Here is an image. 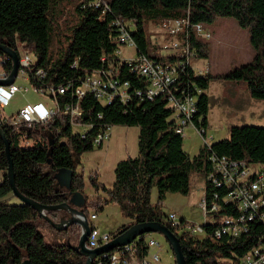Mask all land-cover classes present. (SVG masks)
<instances>
[{
  "label": "trees",
  "instance_id": "trees-1",
  "mask_svg": "<svg viewBox=\"0 0 264 264\" xmlns=\"http://www.w3.org/2000/svg\"><path fill=\"white\" fill-rule=\"evenodd\" d=\"M104 1L111 9L105 17H102V9L88 6L86 0L80 2L77 7L79 23L72 30L69 44L55 59L48 53L49 31L61 0H0V44L17 51L18 42H26L38 58L32 71H45L48 83L63 87L78 85L87 75L103 67L101 59L104 56L108 59L106 65H111L124 82L131 83L132 98L126 104L116 100L105 106L88 95L82 101L80 117L59 113L42 124L0 125L10 143L19 192L45 206L71 203L74 195H82L88 219L89 210L99 211L115 204L129 223L110 233L112 238L137 224L162 223L179 238L186 264H237L257 246L264 225L253 223L247 234L216 244L210 237L197 239L188 234L178 235L165 220L162 207L168 194L188 196L191 193L193 175L205 179L208 199L220 192L207 180L213 169L211 155L264 166V127H231L228 138L201 146L191 157L184 149L183 136L175 130L173 110L168 107L165 97L143 101L134 95L137 89L144 91L146 85L131 75L125 63L114 56L117 32L111 24L115 19L134 22L136 30L132 35L140 53H148L147 34L151 22L183 18L188 14L193 22L202 24L232 18L249 31L250 43L256 53L252 62L217 76L210 73L199 76L192 68L180 75L177 87L189 86L192 94L195 88L202 91L195 123L198 129L207 132L211 99L205 92L212 81H244L251 98L264 101V0ZM192 47L198 59L209 57L208 42L193 39ZM0 64L5 72L11 73L13 62L1 51ZM59 101L63 105L74 99L67 95ZM73 124L91 126V129L83 138L80 132L74 131ZM116 125L140 127L139 156H128L117 165L115 183L110 188L100 181L98 173L90 174L88 181L99 194L90 198L85 191L84 173L79 172L83 157L96 146H102L96 144V139L106 127ZM8 168L5 145L0 138V171L6 173L0 183V200L13 193L7 178ZM64 170L71 174L69 186L56 183L55 174ZM155 188L158 191L156 202L152 198ZM223 213L235 214V211L225 207ZM45 215L55 224L70 218L66 211H47ZM39 227L50 229L52 244L46 242ZM214 228L210 224L206 226L208 233ZM80 234L78 225L56 230L39 212L22 202L19 205L0 203V264H23L27 260L31 264H86L87 258L73 249L77 245H73L72 240L76 239L78 244Z\"/></svg>",
  "mask_w": 264,
  "mask_h": 264
},
{
  "label": "built area",
  "instance_id": "built-area-1",
  "mask_svg": "<svg viewBox=\"0 0 264 264\" xmlns=\"http://www.w3.org/2000/svg\"><path fill=\"white\" fill-rule=\"evenodd\" d=\"M88 6L102 9V17L111 12L110 6L104 0H86ZM117 32V48L114 56L128 67L130 73L146 84L145 90L137 89L134 95L142 100H154L163 96L167 105L173 110V121L178 134L185 136L190 128L203 136L207 132L196 127L195 118L199 111V95L201 90L195 88L191 93L189 86L177 87L181 74L192 68L196 75L204 76L202 70H196L192 63L197 58V52L192 47V40L207 41L211 33L206 31L205 24L195 23L190 14L183 18H170L159 21L156 27L163 32L162 38L156 37L150 42L148 53H140L133 32L136 30L134 22L115 19L111 24ZM20 70L17 79H22L32 85L36 93L50 101L37 104H27L17 114L7 117L4 111L8 108L17 94L30 91L29 87L17 86L16 81L11 86H0V125L15 126L22 123L42 124L53 119L59 113L74 117L83 114L82 101L91 95L102 105H111L116 100L126 104L131 98V83L119 78L111 65L107 64V57L101 61L103 67L87 75L80 84H70L66 87L55 86L47 81V73L34 70L37 55L30 51L26 42H18ZM131 48L134 54L125 57L123 49ZM32 53L36 55L34 59ZM9 74L3 69L0 79H7ZM174 91H178L175 94ZM70 95L74 102L63 105L59 98ZM84 138L91 126H80ZM112 127L108 126L96 139L101 145L111 134ZM76 132V131H75ZM205 139V138H204ZM204 142L203 145H209ZM212 172L207 177L213 188L220 192L211 198L204 197L200 202L204 223L195 224L180 219L176 213H169L165 220L177 231L178 235L188 234L194 238L210 237L213 243L220 244L224 239L237 238L250 232L253 223L264 225V166L250 164L246 161L235 160L226 156L211 155ZM232 208L235 214L223 213L224 209ZM98 214H90V222H96ZM215 226L208 233L206 226ZM149 234L138 237L129 245L96 257L93 264H159L161 256L152 250L160 249V244L150 238ZM113 240L110 233L103 232L97 226H91V232L86 242L88 249L103 247ZM236 263V261L234 262ZM237 264H264V233L257 246L247 255L238 260Z\"/></svg>",
  "mask_w": 264,
  "mask_h": 264
},
{
  "label": "rangeland",
  "instance_id": "rangeland-1",
  "mask_svg": "<svg viewBox=\"0 0 264 264\" xmlns=\"http://www.w3.org/2000/svg\"><path fill=\"white\" fill-rule=\"evenodd\" d=\"M83 0H61L56 6L55 18L51 20L49 31V57L59 58L63 48L70 42L73 28L79 23L77 7ZM158 22H151L148 27V39L150 42L156 37L163 36V32L156 27ZM206 31L211 33V39L207 40L210 48V55L205 59L193 60V67L196 70L210 73L212 76L227 74L243 65L252 62L256 53L250 43V35L247 29L241 28L237 21L232 18H219L212 24H205ZM125 57H131L134 50L123 49ZM35 59L36 55L32 53ZM2 70L0 64V71ZM17 86L30 88L28 93L21 92L12 100L10 106L5 109L4 115L10 117L18 113L27 104L47 103L48 100L36 93L32 85L22 79L16 80ZM211 99V109L208 115L209 129L206 139L196 133L194 129L188 128L184 136V149L191 156L198 153L204 142H218L230 135L231 127L256 126L264 127V101L251 98L248 86L244 81L214 80L206 92ZM84 130V129H83ZM81 127H74V131L82 132ZM139 126H113L110 141L103 146H96L92 151L87 152L82 161V168L79 172L84 173L86 180V194L94 195L93 187L88 177L93 172L98 173L100 181L107 187L115 183V170L117 165L128 156L136 158L139 156ZM70 172L64 170L55 174L56 183L65 186L62 175ZM4 172L0 171V183L5 178ZM192 190L188 196L180 194H168L163 204L162 211L165 215L171 212L177 214L180 219L187 222L204 223L203 212L200 202L205 197V180L198 175H193ZM157 188L153 189V201H157ZM93 198V197H90ZM77 199V197H76ZM75 199V200H76ZM2 204L19 205L21 201L13 193L8 194L0 200ZM90 214L97 213L98 220L90 222L91 226H98L104 232H115L125 225L124 219L115 204L104 206L103 210H89ZM45 235L48 244L53 243L52 234L49 228L39 227ZM154 238L160 249L152 250L161 257L159 264H176L175 255L166 238L160 233H149ZM73 245L76 239L72 240Z\"/></svg>",
  "mask_w": 264,
  "mask_h": 264
},
{
  "label": "water",
  "instance_id": "water-1",
  "mask_svg": "<svg viewBox=\"0 0 264 264\" xmlns=\"http://www.w3.org/2000/svg\"><path fill=\"white\" fill-rule=\"evenodd\" d=\"M0 51L7 55L9 59H11L13 62V69L11 73L9 74L7 79H0V86H11L15 83L20 70L19 56L15 50L3 44H0ZM0 138L2 139L5 145V153L9 162L7 178L9 180V184L11 186L14 196L19 198L20 201L25 205L31 206L34 210L39 212L40 215L58 231L67 229L71 225L80 226L81 234L79 237L78 245L72 247L76 252L80 253L81 255L87 258L86 264H93V261L96 257L104 253L111 252L120 247L129 245L134 242L138 237L149 233L162 234L166 238L170 247L172 248L176 259V264H186L185 255L179 238L165 224L162 223H144L134 225L125 232L121 233L119 236L113 238V240L107 245L93 250L88 249L86 246V242L91 232V225L88 221V217L85 213V210L81 209L83 208L82 195H74L71 203H64L56 206H45L22 195L19 192L15 182L13 161L11 159L10 154V143L1 128ZM70 178L71 174L65 173L62 175V179L66 186H69ZM47 211H66L69 213L70 218L68 220H62L58 224H55L50 220L47 215H45V212ZM23 264H31V262L27 260Z\"/></svg>",
  "mask_w": 264,
  "mask_h": 264
},
{
  "label": "crops",
  "instance_id": "crops-1",
  "mask_svg": "<svg viewBox=\"0 0 264 264\" xmlns=\"http://www.w3.org/2000/svg\"><path fill=\"white\" fill-rule=\"evenodd\" d=\"M207 92V91H206ZM205 92V93H206ZM50 103V101H48L47 103H45V104H49ZM113 128V127H112ZM111 132H112V130H111ZM110 137H111V134H110ZM110 137L106 140V141H104L103 142V144H102V146L105 144V143H107V142H109L110 141ZM210 143V142H209ZM195 156V155H194ZM191 157H193V156H191ZM199 176V175H198ZM201 177V176H200ZM202 178V177H201ZM202 179H204V178H202ZM205 180V179H204ZM205 187H206V183H205ZM93 192H94V195L95 196H99V194L98 193H96L95 192V190L94 189H91ZM85 191H86V188H85ZM87 195H88V197H94L93 195H90V194H88L87 193ZM205 197H206V189H205ZM168 199V198H167ZM173 213V212H172ZM125 219V218H124ZM98 220V219H97ZM127 220V219H126ZM129 223V220H127V222H126V224H128ZM125 224V225H126ZM124 225V224H123ZM98 227V226H97ZM104 232V231H103ZM108 232V231H107ZM108 233H111L110 231L108 232Z\"/></svg>",
  "mask_w": 264,
  "mask_h": 264
},
{
  "label": "bare ground",
  "instance_id": "bare-ground-1",
  "mask_svg": "<svg viewBox=\"0 0 264 264\" xmlns=\"http://www.w3.org/2000/svg\"><path fill=\"white\" fill-rule=\"evenodd\" d=\"M206 42V41H205ZM130 72V71H129ZM132 75V74H131ZM134 76V75H133ZM144 83V82H143ZM146 85V84H145ZM156 99V98H155ZM102 145V144H101ZM96 213V212H95Z\"/></svg>",
  "mask_w": 264,
  "mask_h": 264
},
{
  "label": "flooded vegetation",
  "instance_id": "flooded-vegetation-1",
  "mask_svg": "<svg viewBox=\"0 0 264 264\" xmlns=\"http://www.w3.org/2000/svg\"><path fill=\"white\" fill-rule=\"evenodd\" d=\"M81 209H84V208H81ZM85 210V209H84Z\"/></svg>",
  "mask_w": 264,
  "mask_h": 264
}]
</instances>
